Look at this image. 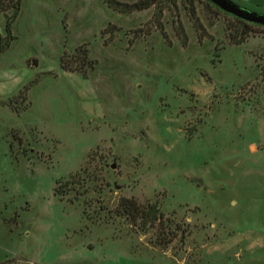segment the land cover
<instances>
[{
	"label": "rangeland",
	"instance_id": "1",
	"mask_svg": "<svg viewBox=\"0 0 264 264\" xmlns=\"http://www.w3.org/2000/svg\"><path fill=\"white\" fill-rule=\"evenodd\" d=\"M115 1L0 10V258L264 264V26Z\"/></svg>",
	"mask_w": 264,
	"mask_h": 264
},
{
	"label": "trees",
	"instance_id": "2",
	"mask_svg": "<svg viewBox=\"0 0 264 264\" xmlns=\"http://www.w3.org/2000/svg\"><path fill=\"white\" fill-rule=\"evenodd\" d=\"M106 3L114 8V9H117V10H120L121 12H126V10L128 9H137V10H144V9H148L150 8L152 5H154V3L152 1H145V3H141V5H134V6H125L124 9H118L120 8V6H122L119 2L115 1V0H105ZM232 1V0H230ZM129 7V8H128ZM127 8V9H126ZM10 9H14V14L13 16H8L7 17V22H6V26H5V31L7 33V38L8 36L10 35L11 31H12V25H13V22L16 20V18L18 17L19 15V11H20V0H0V10L2 12H6L7 10H10ZM199 26L198 27V30H202L201 26L200 25H197ZM180 38L182 39V42H183V45L186 46L187 44V39L185 37V35H181L180 34ZM12 39V38H11ZM245 42V38H241L237 43L236 45H240L242 43ZM10 46V41H7L6 44H1L0 42V52H4L5 50H7ZM121 206H123L124 208H126V212H128L129 210L131 211V213H135V215L137 216V214H140L142 219H145V218H150V219H153L154 220H157L158 219V210H156L155 207H153V209H150V211H141L139 213V209H140V206H138L135 202V200L133 199H123L121 201ZM152 211V212H151ZM160 217H162V215L160 214Z\"/></svg>",
	"mask_w": 264,
	"mask_h": 264
},
{
	"label": "water",
	"instance_id": "3",
	"mask_svg": "<svg viewBox=\"0 0 264 264\" xmlns=\"http://www.w3.org/2000/svg\"><path fill=\"white\" fill-rule=\"evenodd\" d=\"M213 5L236 18L246 22L264 26V15L251 12L230 0H208Z\"/></svg>",
	"mask_w": 264,
	"mask_h": 264
},
{
	"label": "crops",
	"instance_id": "4",
	"mask_svg": "<svg viewBox=\"0 0 264 264\" xmlns=\"http://www.w3.org/2000/svg\"><path fill=\"white\" fill-rule=\"evenodd\" d=\"M236 3L243 5L246 8L256 9L264 13V0H233ZM254 152H258V148ZM25 254L19 255L17 253L6 254L0 258V264H44L41 261H33L29 257L23 258ZM25 259V260H24Z\"/></svg>",
	"mask_w": 264,
	"mask_h": 264
}]
</instances>
